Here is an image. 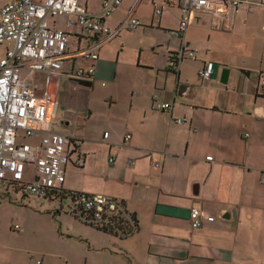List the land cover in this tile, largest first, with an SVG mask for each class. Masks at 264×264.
I'll return each mask as SVG.
<instances>
[{
    "label": "crops",
    "instance_id": "1",
    "mask_svg": "<svg viewBox=\"0 0 264 264\" xmlns=\"http://www.w3.org/2000/svg\"><path fill=\"white\" fill-rule=\"evenodd\" d=\"M80 2L90 13L101 12L102 0ZM137 2L123 1L103 24L117 30ZM180 7V0L138 3V31L117 40L122 30L100 46L95 61L68 59L49 86L57 131L72 141L62 190L117 200L121 212L137 220L123 238L80 222L89 233L78 240L85 264H264V6L242 10L232 32L213 28L212 15L199 13L186 34L174 38ZM76 19L61 14L48 24L68 33L77 50L103 38L88 36ZM146 45L162 57L143 60ZM183 48L195 51L196 60L184 55L179 68L169 70L170 57ZM206 63L215 69L204 82L198 71ZM90 68L93 78H76ZM39 79L44 88L46 76ZM99 83L111 100L101 118L92 113ZM157 98L171 110H155ZM21 194L29 195L1 184L0 206H17ZM193 207L204 215L198 230L191 226ZM63 260L69 264V255Z\"/></svg>",
    "mask_w": 264,
    "mask_h": 264
},
{
    "label": "built area",
    "instance_id": "2",
    "mask_svg": "<svg viewBox=\"0 0 264 264\" xmlns=\"http://www.w3.org/2000/svg\"><path fill=\"white\" fill-rule=\"evenodd\" d=\"M123 1L102 0L101 12L93 14L80 0H13L2 8L0 16V47H6L5 54L0 57V185L21 187L29 195L42 199L57 190L66 196L69 213L78 217L86 215L88 224H97L104 221L105 216L122 213L120 204L104 195L89 196L62 190L72 141L57 131L60 125L58 107L49 86L68 59L95 61L100 46L109 43L122 30L133 31L141 26L134 13L137 4L144 0H138L117 30L111 31L103 24ZM180 3L181 20L177 30L171 32L174 38H182L199 13L212 15L213 28L232 32L242 10L251 14L257 7L264 6V0H180ZM155 13L162 16L161 9H156ZM61 14L76 15L78 27L88 36L101 35L103 38L96 45L77 50L68 33L48 24L49 18ZM72 48L74 51L70 52ZM195 53L183 48L170 57L169 69L179 68L184 55L196 60ZM214 69L213 63H206L199 69V77L204 82L209 81ZM94 74L92 68L87 73L79 70L76 78H93ZM41 75L46 76L44 88L40 84ZM260 85L264 92V74L260 76ZM154 109L169 112L171 105L155 99ZM177 122L186 123L183 119ZM130 139L128 135L126 141ZM78 165L83 167L85 162L80 160ZM155 168L161 165L155 164ZM203 218L199 209L191 208L193 229L202 228ZM37 264L42 263L38 261Z\"/></svg>",
    "mask_w": 264,
    "mask_h": 264
},
{
    "label": "rangeland",
    "instance_id": "3",
    "mask_svg": "<svg viewBox=\"0 0 264 264\" xmlns=\"http://www.w3.org/2000/svg\"><path fill=\"white\" fill-rule=\"evenodd\" d=\"M9 2L11 0H0V16L2 8ZM129 32L132 31L123 32L116 39ZM131 40H134L132 36ZM5 50L6 47H0V57ZM162 54V50L157 48L155 51L153 45H146L143 60L156 55L161 58ZM248 62L254 66L255 58L249 56ZM105 85L99 83L94 87L95 112L92 113L98 118L104 116V108L111 102ZM157 99L160 101L161 98ZM16 203L13 208L6 203L0 206V264H37L40 259L45 260L44 264H66L65 255L70 257L69 264H85L84 249L78 240L89 233L70 215L67 201L44 200L32 195L24 198L21 194ZM62 204L65 210H61Z\"/></svg>",
    "mask_w": 264,
    "mask_h": 264
},
{
    "label": "trees",
    "instance_id": "4",
    "mask_svg": "<svg viewBox=\"0 0 264 264\" xmlns=\"http://www.w3.org/2000/svg\"><path fill=\"white\" fill-rule=\"evenodd\" d=\"M66 199H67L66 196L62 193H59L57 190L51 191L44 198V200H52V201L58 200L61 202L65 201ZM70 215H72L73 218H75L77 221L81 223L87 224L88 226L101 230L104 233L115 235L120 238L128 236L130 233L133 232L135 228H137V220L134 217L131 219H128L126 214H123V213L114 214L112 216H105V220L97 224H88L87 221L89 219L86 215L84 216L81 215L79 217L74 216L72 213H70Z\"/></svg>",
    "mask_w": 264,
    "mask_h": 264
}]
</instances>
